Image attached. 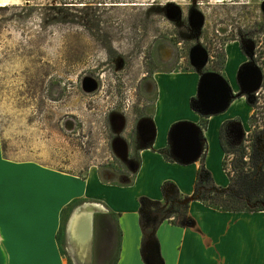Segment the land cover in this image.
<instances>
[{
    "label": "rangeland",
    "instance_id": "obj_1",
    "mask_svg": "<svg viewBox=\"0 0 264 264\" xmlns=\"http://www.w3.org/2000/svg\"><path fill=\"white\" fill-rule=\"evenodd\" d=\"M259 24L264 25V0H0L5 159L128 183L137 173L140 151L153 143L143 134L155 114L158 80L195 72L201 85L221 77L228 100L242 98L259 79L242 51L241 32L256 31ZM174 95L182 102L181 94ZM245 99L241 117L227 127L228 142H239L250 131L253 109ZM191 105L202 116L199 127H205L215 110L200 94ZM200 196L207 197L204 189ZM167 198L170 213L148 206L153 210L145 218L148 225L152 220L155 227L166 215L186 220L173 201L181 196ZM94 221L89 264H116L117 216L97 213ZM147 243L145 257L160 264L156 245L150 238Z\"/></svg>",
    "mask_w": 264,
    "mask_h": 264
},
{
    "label": "crops",
    "instance_id": "obj_2",
    "mask_svg": "<svg viewBox=\"0 0 264 264\" xmlns=\"http://www.w3.org/2000/svg\"><path fill=\"white\" fill-rule=\"evenodd\" d=\"M166 75L171 78L158 80V101L149 126L153 131L152 146L140 151L137 173L128 183L80 178L35 162L13 164L5 159L0 143V161L5 166L9 189L7 236L0 230V264L22 260L81 264L75 257L73 243L70 245L67 239V224L74 210H85L91 218L85 264L93 258L97 213L117 216L116 264H146L142 199L164 201V186L168 183L167 192L171 196L177 190L181 197L193 198L203 151L214 184L228 187L230 181L223 170L221 128L225 122L241 117V100L245 98L234 99L225 111L207 118L205 127L201 128L202 116L191 105L199 94V74ZM174 79L177 83L172 84L170 81ZM175 92L183 96L182 102ZM184 122L192 128L184 135H176L174 140L176 124ZM166 150H170L171 157L166 155ZM185 218L190 220L186 226L165 221L156 231L164 264H264V212H222L197 199L190 203ZM25 237L32 241L31 249L25 248Z\"/></svg>",
    "mask_w": 264,
    "mask_h": 264
},
{
    "label": "trees",
    "instance_id": "obj_3",
    "mask_svg": "<svg viewBox=\"0 0 264 264\" xmlns=\"http://www.w3.org/2000/svg\"><path fill=\"white\" fill-rule=\"evenodd\" d=\"M258 27L259 29L256 31H242V38L240 40L242 51L249 59L248 63L256 66L261 76L260 87L252 93H245L241 96L246 97L248 105L253 109L249 120L250 131L245 132L239 142H228L226 140L227 127L236 122H225L221 128V145L225 153L223 170L230 183L226 188L218 187L214 184L213 176L205 165L206 151H203L201 155L202 166L198 171L193 198L181 197L173 200L185 212L189 209L190 203L197 199L207 207L222 212H264V25L259 24ZM248 34L250 37L246 38ZM248 48H252V51L248 50ZM134 176L132 175L129 179L133 180ZM204 183L208 184L209 187L204 186ZM168 185L170 184L168 183L164 186V201L141 200L144 254L148 247L147 241L150 238L152 243L156 245V254L160 264H164V261L160 256L159 243L155 237L158 227L165 221L182 226L190 223L189 219H186L183 223H179L176 221V216L169 215L162 216L155 227H152V220L149 225L147 224L148 222L146 223L145 218L148 221V216L153 213V210L148 207L150 205L161 207L165 214L170 213L166 209V206L169 204L167 197L171 196L167 192ZM202 189L206 191L207 197L202 198L200 196V190ZM173 194L180 195L177 190ZM173 194L172 196H174ZM148 227L152 228L149 230ZM146 264L152 263L146 258Z\"/></svg>",
    "mask_w": 264,
    "mask_h": 264
},
{
    "label": "water",
    "instance_id": "obj_4",
    "mask_svg": "<svg viewBox=\"0 0 264 264\" xmlns=\"http://www.w3.org/2000/svg\"><path fill=\"white\" fill-rule=\"evenodd\" d=\"M248 66H249V64L244 66L242 69H245ZM217 76H219V75H217ZM220 78L212 77V78H209V79L203 81L201 83L200 89H199L200 96H202L204 98L205 102L211 108H213L215 110V112L212 115H215V114H218L220 112L225 111L229 107V105L231 103V101L228 100V92H227V90L225 88V83H223ZM258 79L259 80H258L257 87L255 89H253V90L247 91L246 93H252V92L256 91L260 87L261 76H260L259 70H258ZM149 126H146V129H144V130L147 131V132L144 131L145 134H143V135L149 137V135L151 133V137H153V135H152L153 131L150 130ZM190 128H192V126H190L189 124H186V123L177 126L175 128V132H174V135H173L174 136V140H176V135L177 136L184 135L186 133V131L188 129H190ZM176 145H178V144H175V146ZM77 211L78 210H74L73 211V213H72V215H71V217H70V219L68 221V224H67V239H68L70 245H71V242H70V237H69V233H68V227H69V224L71 222L72 217L75 215V213H77ZM70 248H71V246H70ZM71 252H72V250H71Z\"/></svg>",
    "mask_w": 264,
    "mask_h": 264
},
{
    "label": "bare ground",
    "instance_id": "obj_5",
    "mask_svg": "<svg viewBox=\"0 0 264 264\" xmlns=\"http://www.w3.org/2000/svg\"><path fill=\"white\" fill-rule=\"evenodd\" d=\"M88 214L85 213V210L77 211V213L72 217L68 227V233L70 230V242L73 243L75 248V257L80 260L81 264L86 263L89 255V248L87 247V244L90 242L89 240L91 237V218L89 219Z\"/></svg>",
    "mask_w": 264,
    "mask_h": 264
},
{
    "label": "snow or ice",
    "instance_id": "obj_6",
    "mask_svg": "<svg viewBox=\"0 0 264 264\" xmlns=\"http://www.w3.org/2000/svg\"><path fill=\"white\" fill-rule=\"evenodd\" d=\"M4 164L0 161V230H4L7 236L6 231V221L8 217L7 201L9 198V189L7 187V177L4 172ZM25 248L31 249L32 241L28 238H24ZM16 264H47L45 261L41 260H22L16 262Z\"/></svg>",
    "mask_w": 264,
    "mask_h": 264
}]
</instances>
